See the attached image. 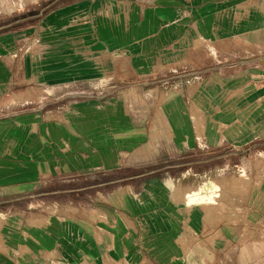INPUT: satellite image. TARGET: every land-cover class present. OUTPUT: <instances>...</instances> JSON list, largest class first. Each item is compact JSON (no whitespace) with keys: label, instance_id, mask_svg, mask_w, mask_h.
I'll list each match as a JSON object with an SVG mask.
<instances>
[{"label":"crops","instance_id":"1","mask_svg":"<svg viewBox=\"0 0 264 264\" xmlns=\"http://www.w3.org/2000/svg\"><path fill=\"white\" fill-rule=\"evenodd\" d=\"M21 35L23 63L27 60L28 66L31 64L33 51L37 48L36 60L32 62L37 68L25 74L22 63V71L13 74V61L0 60V91L7 90L15 83L14 79L19 81L20 78L21 82L52 88L91 84L110 77L114 86L126 77L146 80L167 73L174 83L175 79L182 81L186 76V88L178 84L172 88L181 98L186 94L189 107L194 100L191 92L200 93L198 105L209 119L200 145L191 132L194 122L182 111H179L181 121H174L170 115L167 121L176 146L186 147V152L200 146L201 150L219 152L225 147L231 150V155L243 157H251L250 149L261 147L258 153L264 156V134L254 135L250 131L256 125L264 126V0L62 1L45 10ZM12 39L11 33L0 34V51L7 50L3 55H7L14 43ZM178 69L182 70L177 72ZM31 78L34 80H29ZM166 97L167 93L160 94L161 101ZM9 106L10 103L4 108ZM29 113L22 110L13 114L20 116L16 123L28 122ZM10 115L12 112L0 117L1 191L14 188V164L9 160L12 155L8 154V140L13 138L14 123ZM158 115L161 117L160 112ZM184 142L185 145L181 144ZM221 176L211 178V182H201L195 188L184 189L174 198L184 207H167V220L181 225L189 223V226L183 232L156 237L143 246L139 242V246L131 251L134 264H264V174L253 199L259 213L255 230L251 236L249 234L251 239L244 242H238L237 236H225L217 241L201 239V233L208 229L205 222L231 223L233 210L230 208L224 215L217 203H187V194L192 195L197 190L194 195L202 200L206 194L209 196V192L203 190L223 189ZM238 188V178L234 177V183H225V189L230 191L227 195L230 207L236 202L233 193ZM4 195L8 193L0 196ZM71 212L72 208H66L68 216ZM3 217L0 215V221ZM30 221L31 229L23 228L19 220L16 228L8 225L0 231V239L4 242L0 249V264H23L18 252L30 247L39 261L44 253L60 257L66 250L65 244L75 245L76 242L70 239L79 237L75 231L70 235L63 233L59 218L50 219L43 229L38 228L39 217L32 215ZM184 232L187 234L183 237ZM113 234V231L104 232L103 245L96 244L97 250H93L105 259L112 248L111 253L116 259H105L106 264H122L126 233L117 231V235ZM114 238L119 246L115 245ZM78 253V249L70 253L74 254L70 260L73 264H78L81 259L93 263L94 257L89 256L87 248L83 253L87 254L85 258L75 257Z\"/></svg>","mask_w":264,"mask_h":264},{"label":"rangeland","instance_id":"2","mask_svg":"<svg viewBox=\"0 0 264 264\" xmlns=\"http://www.w3.org/2000/svg\"><path fill=\"white\" fill-rule=\"evenodd\" d=\"M62 1L69 0H0V34L11 33L14 42L7 55H3L7 50L1 49L0 60L13 61V74L22 71L25 58L21 53V33L45 10ZM33 54L29 66L27 60L23 63L25 74L37 68L32 64L37 48ZM183 78L173 83L169 73L146 80L126 77L113 86L110 77L91 84L52 88L21 82L20 78L14 79L15 83L7 90L0 91V117L12 112L9 118L14 122L8 154L12 155L9 160L13 161L15 170L14 188L0 190V195L8 193L0 196V215L4 216L0 231L8 225L16 228L19 220L23 228L31 229L30 218L34 215L39 217L38 228L43 229L50 219L59 218L63 233L70 235L75 231L79 235L70 239L77 245L72 243L70 247L66 243L60 257L44 253L39 261L32 247L20 250L23 264H73L70 260L74 254L70 253L78 249L75 257L85 258L86 248L90 251L88 255L94 257L92 264H106L105 259H116L112 248L105 259L94 251L97 250L94 245H103L102 235L106 231H113V235L117 231L126 233L122 264H134L131 251L139 242L143 246L156 237L183 232L189 226V223L181 225L167 220V207H184L174 198L184 189L211 182L219 174H222L223 189L203 190L209 196L206 194L202 200L194 195L198 193L196 190L192 195L187 194V203H217L224 215L231 208L233 221L205 222L208 229L201 233V239L217 241L225 236H237L238 242L251 239L249 234L255 230L259 213L253 199L264 174V156L258 153L262 148L254 147L248 153L251 157H243L231 155V150L225 147L219 152L201 150V146L186 152V147L180 144L177 147L167 121L170 115L174 121H181L179 111L184 112L194 122L191 132L200 145L209 119L198 105L200 93L191 92L194 100L189 107L186 94L181 98L172 88L175 84L186 88L184 82L188 77ZM162 92L167 93L163 101L160 100ZM9 103L11 106L4 108ZM22 110L30 112V119L17 124L20 116L13 114ZM209 129L208 126L210 134ZM250 131L262 136L264 126L256 125ZM234 177L238 178L239 188L233 193L236 202L230 207L227 197L230 191L225 189V183H234ZM66 208H72L71 216L67 215ZM89 232L91 236H87ZM0 240L1 249L4 242ZM113 241L119 246L115 238ZM78 264L88 263L81 259Z\"/></svg>","mask_w":264,"mask_h":264}]
</instances>
